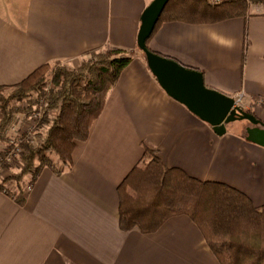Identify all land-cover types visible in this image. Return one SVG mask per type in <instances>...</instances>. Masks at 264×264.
Here are the masks:
<instances>
[{
    "label": "crops",
    "instance_id": "0c3cea01",
    "mask_svg": "<svg viewBox=\"0 0 264 264\" xmlns=\"http://www.w3.org/2000/svg\"><path fill=\"white\" fill-rule=\"evenodd\" d=\"M5 1L0 85L107 46L134 56L87 139L75 141L70 167L56 158L60 173L46 166L33 183L24 176L22 204L16 181L4 183L8 191L0 189V264H219L186 215L170 217L149 234L119 228L116 188L141 164L146 148L167 167L226 183L264 204V147L228 130L215 134L164 92L138 52L140 16L151 0H25L12 13L11 0ZM148 47L201 71L207 87L241 94L244 110L264 121L262 7L250 5L246 15L214 23L163 22Z\"/></svg>",
    "mask_w": 264,
    "mask_h": 264
},
{
    "label": "trees",
    "instance_id": "16d2710c",
    "mask_svg": "<svg viewBox=\"0 0 264 264\" xmlns=\"http://www.w3.org/2000/svg\"><path fill=\"white\" fill-rule=\"evenodd\" d=\"M252 3L261 4L264 13V0H225L215 4L168 0L146 47L151 50L148 43L163 22L214 23L246 15ZM133 56L131 50L107 46L89 52L75 69L59 62L53 66L47 63L15 84L0 85V140H6L4 131L18 113L29 115L38 96L46 101L38 122L39 128H46L41 143L22 144L20 170L1 180L0 189L5 182L15 180L19 186L15 198L22 204L20 182L24 176L31 175L33 183L46 166L60 173L49 154L56 156L62 168L70 167L75 141L87 139L107 93ZM8 89L11 91L6 95ZM34 92L38 96L29 97ZM26 98L31 101L24 108L18 103ZM144 155L143 166L135 165L116 188L122 231L138 229L149 234L170 217L186 215L200 230L219 264H264V204L255 205L244 192L226 183L200 180L178 167H167L154 149L146 148Z\"/></svg>",
    "mask_w": 264,
    "mask_h": 264
},
{
    "label": "water",
    "instance_id": "95a60500",
    "mask_svg": "<svg viewBox=\"0 0 264 264\" xmlns=\"http://www.w3.org/2000/svg\"><path fill=\"white\" fill-rule=\"evenodd\" d=\"M168 0H151L143 9L136 36L138 50L143 53L147 68L164 92L181 103L193 115L211 126L219 136L225 134L226 125L246 120L244 138L264 147V123L253 113L236 105L235 98L207 87L201 71L187 67L173 58L160 55L146 47Z\"/></svg>",
    "mask_w": 264,
    "mask_h": 264
},
{
    "label": "rangeland",
    "instance_id": "374dc122",
    "mask_svg": "<svg viewBox=\"0 0 264 264\" xmlns=\"http://www.w3.org/2000/svg\"><path fill=\"white\" fill-rule=\"evenodd\" d=\"M1 1L6 2L5 0H1ZM205 1L208 3L214 4V0H205ZM24 4H25V0H11V13L13 10L21 11ZM250 5H257V6L262 7L261 4L252 3ZM83 60H85V57L79 60H76L72 62L71 64L70 63L68 64L65 62H59V63L68 68L75 69L82 63ZM50 65L53 66L54 63H50ZM50 77H51V74L48 75V81H50L49 80ZM48 85H50V83H48ZM48 85L46 86L48 87ZM45 88H43V90ZM10 91L11 89H8L7 91H5V94L7 95L8 92L10 93ZM32 94L33 95L29 97L33 98V97L38 96V94L35 92ZM30 101L31 100H29V98H26L18 104L22 105V107L24 108H27ZM45 102L46 101L43 99V97L38 96L37 102L33 104L29 115L24 116L23 113H18L14 121L5 129L4 134L6 135V140H0V143H1L0 181L3 180L4 178H8L11 175L16 174L20 170L21 165H20V162L18 161V157H19V154L23 152V147H22L23 143L27 142L35 146L41 143V139H42L41 136H42V133L46 131V128L44 127L39 128L38 122L40 121L42 117L43 105L45 104ZM12 103L13 105H17V102L13 101ZM249 125L250 124L246 120H236V121L228 123L225 128L231 133H234V135L244 136L245 127ZM50 155L52 157L51 159L56 160V156L54 154L52 153L49 154V157ZM144 160L141 162L140 166H143V163L145 162ZM17 168L19 169L17 170ZM9 181H11V179ZM3 188L8 191V188H6L5 186H3Z\"/></svg>",
    "mask_w": 264,
    "mask_h": 264
},
{
    "label": "built area",
    "instance_id": "2783aa9c",
    "mask_svg": "<svg viewBox=\"0 0 264 264\" xmlns=\"http://www.w3.org/2000/svg\"><path fill=\"white\" fill-rule=\"evenodd\" d=\"M221 1L223 2V0H214V4H215V3H220ZM224 1H225V0H224ZM211 4H212V3H211ZM234 98H235V103H236V105L242 107V106H241V104H242V95L240 94V95H238V96H235ZM260 103H261V104H264V100H260ZM28 188H29V187H28Z\"/></svg>",
    "mask_w": 264,
    "mask_h": 264
},
{
    "label": "flooded vegetation",
    "instance_id": "af4514ba",
    "mask_svg": "<svg viewBox=\"0 0 264 264\" xmlns=\"http://www.w3.org/2000/svg\"><path fill=\"white\" fill-rule=\"evenodd\" d=\"M243 108V107H242Z\"/></svg>",
    "mask_w": 264,
    "mask_h": 264
}]
</instances>
